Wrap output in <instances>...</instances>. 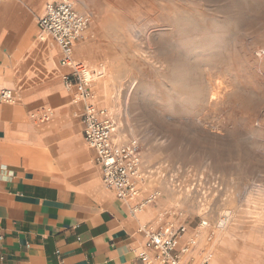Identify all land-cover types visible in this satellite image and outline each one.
Here are the masks:
<instances>
[{"label": "rangeland", "instance_id": "374dc122", "mask_svg": "<svg viewBox=\"0 0 264 264\" xmlns=\"http://www.w3.org/2000/svg\"><path fill=\"white\" fill-rule=\"evenodd\" d=\"M103 5L101 27L90 25L84 35L99 34L98 62L83 59L103 70L93 84L97 101L117 106L110 116L116 133L122 129L119 143L140 145V182L149 186H138L140 201L161 192L173 205L164 209L156 199L138 217L155 206L153 218L166 215L164 228L184 225L188 235L190 226L201 232L206 221L202 244L214 234L204 253L209 264H261L253 243L258 230L264 233V0H104ZM108 44L112 55H102ZM101 55L111 57L117 87L112 94L100 89V81L108 79ZM226 216L231 224L223 230ZM221 230L225 242L218 243ZM231 233L250 243L234 251ZM199 235L193 257L200 259Z\"/></svg>", "mask_w": 264, "mask_h": 264}, {"label": "crops", "instance_id": "0c3cea01", "mask_svg": "<svg viewBox=\"0 0 264 264\" xmlns=\"http://www.w3.org/2000/svg\"><path fill=\"white\" fill-rule=\"evenodd\" d=\"M60 1L0 2V93H13V102H0V264H142L143 254H157L147 247V232L164 230L166 215L143 224L134 211L141 196L135 203L120 200L103 182L97 153L84 137V103L76 88L64 85L71 69L39 27L47 4ZM72 1L80 14L93 16L92 30L101 27L104 0ZM98 35L76 43L82 50L73 55L76 62L99 60ZM189 228L192 234H182L176 247L181 253L191 244L181 264H209L204 253L214 234L198 246L199 259L193 240L201 229ZM258 231L253 246L264 264V233ZM230 235L236 252L250 243Z\"/></svg>", "mask_w": 264, "mask_h": 264}, {"label": "built area", "instance_id": "2783aa9c", "mask_svg": "<svg viewBox=\"0 0 264 264\" xmlns=\"http://www.w3.org/2000/svg\"><path fill=\"white\" fill-rule=\"evenodd\" d=\"M89 25L90 18L80 14L72 0L47 4L39 19L41 31L52 37L61 49V65L71 69V73L63 78L64 85L68 89L76 88L84 103V137L97 153L98 163L103 168V182L107 188L116 191L120 200L126 201L138 194L142 166L140 145L135 141L123 144L114 141L117 122L93 102L92 78L95 72L73 58V47L84 39ZM0 102H13L12 91L3 90ZM186 231V227L180 225L169 226L159 232H147V247L156 250L157 254L155 257L143 254L140 258L142 264H181L182 256L189 252L191 244L181 253L176 251V246L180 236Z\"/></svg>", "mask_w": 264, "mask_h": 264}, {"label": "bare ground", "instance_id": "6f19581e", "mask_svg": "<svg viewBox=\"0 0 264 264\" xmlns=\"http://www.w3.org/2000/svg\"><path fill=\"white\" fill-rule=\"evenodd\" d=\"M91 21V20H90ZM43 39H46V36H43L42 37ZM105 50H106V52H105ZM104 50V52L102 53V55L104 54V53H106V54H108V55H112V47H111V45L110 44H108L107 45V48ZM74 52H75V46H74ZM77 52H78V54H82V50L81 51H79V50H77ZM105 54V55H106ZM101 55V58H103V56ZM107 57V56H106ZM103 60H104V62H105V64H106V67H107V69H108V79L107 80H104L103 81V79H102V81H100V83H101V90H102V93H104V94H106V93H108L109 92V90H110V92H111V94L114 92V91H116L117 90V87H115V85H114V74L112 73V71H111V69H110V65H111V57H107V58H103ZM93 62H98V59H94L93 60ZM86 63V62H85ZM88 65V64H87ZM99 65V64H98ZM97 65V66H98ZM89 66V65H88ZM100 66V65H99ZM90 67V66H89ZM103 67V66H102ZM95 73H94V75H93V78H92V89H93V91H94V99H93V102L96 104V105H98V107L101 109V110H104L106 113H107V115H112V114H114V112L112 111V108H116L117 106H109L110 104H109V99H107V101L105 102V103H107L106 104V106L107 107H109V108H106V107H103V106H101V104H99V102L97 101L98 99L96 98V94H95V89L93 88V84H94V82L95 81H97L98 79H100V78H102L103 76H104V73H103V70H97L98 69V67L97 68H93V67H90ZM104 69V68H103ZM100 76H102V77H100ZM96 83V82H95ZM109 109H111V110H109ZM116 110V109H115ZM110 111H112V112H110ZM122 129H121V127H120V130L116 133V138H115V141L116 142H118L119 143V141H121L120 139H121V137L123 136L122 135ZM141 181V180H140ZM139 181V182H140ZM138 186H139V188L140 189H142V190H144V189H146V187H149L148 185L146 186V184H143V182H140L139 184H138ZM162 194L163 193H161V192H159V193H156V194H153L152 196H150L148 199H145L144 201H141V202H137L138 200H139V198H140V196H141V193H140V190L138 189V194H137V196L136 197H133V198H129V199H127L126 200V202H137L136 204V206H135V212H137V211H140V210H142L147 204H152V203H154L155 202V200L157 199V201L159 200V202H160V204L162 205V206H164V207H162V208H164V209H168V208H172L173 207V205L172 204H170V202H168L165 198L163 199V197H162ZM149 201V202H148ZM143 210H145V209H143ZM229 213V212H228ZM228 213H226V214H228ZM154 215H155V212L154 211H152V208L151 207H148V209L144 212V213H142L140 216L142 217V220L145 222V221H147L148 219H151V218H153L154 217ZM230 221H231V218H229V216H226V219L225 220H223V221H221V223H220V227L224 230V228H227V227H229V224H231L230 223ZM209 227V223L208 222H206V221H204V222H202V224H201V228H202V231L200 232V235H199V240H200V245L203 243V241L206 239V235H207V233H208V230H207V228ZM229 233L231 232V230H229L228 231ZM218 233V238H223L224 237V234H223V232H222V230L221 231H218L217 232ZM228 233V234H229ZM198 237V236H197ZM228 240H230V238H227ZM197 240V239H196ZM217 242L219 241V242H225V240H224V238L223 239H217L216 240ZM218 242V243H219ZM227 243H228V241H227ZM177 246H178V242H177ZM176 246V247H177ZM213 264H215V262L213 263Z\"/></svg>", "mask_w": 264, "mask_h": 264}]
</instances>
